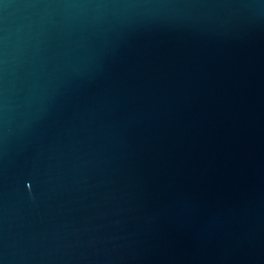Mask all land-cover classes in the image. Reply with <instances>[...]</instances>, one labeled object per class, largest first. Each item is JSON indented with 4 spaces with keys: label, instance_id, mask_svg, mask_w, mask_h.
Returning <instances> with one entry per match:
<instances>
[{
    "label": "water",
    "instance_id": "95a60500",
    "mask_svg": "<svg viewBox=\"0 0 264 264\" xmlns=\"http://www.w3.org/2000/svg\"><path fill=\"white\" fill-rule=\"evenodd\" d=\"M0 264H264V0H0Z\"/></svg>",
    "mask_w": 264,
    "mask_h": 264
}]
</instances>
